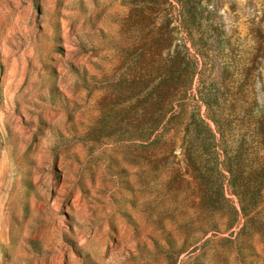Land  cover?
Listing matches in <instances>:
<instances>
[{
  "label": "rangeland",
  "instance_id": "rangeland-1",
  "mask_svg": "<svg viewBox=\"0 0 264 264\" xmlns=\"http://www.w3.org/2000/svg\"><path fill=\"white\" fill-rule=\"evenodd\" d=\"M151 1L0 0V264H264V183L249 213L228 194L220 211L190 202L180 150L149 160L132 98L117 99ZM150 8L144 22H173ZM203 8L264 115V0Z\"/></svg>",
  "mask_w": 264,
  "mask_h": 264
},
{
  "label": "trees",
  "instance_id": "trees-1",
  "mask_svg": "<svg viewBox=\"0 0 264 264\" xmlns=\"http://www.w3.org/2000/svg\"><path fill=\"white\" fill-rule=\"evenodd\" d=\"M151 2L139 12L141 47L120 75L117 99L132 98L149 160L165 161L180 150L191 175L185 185L190 202L199 198L202 208L220 211L224 203L234 204L228 194L249 213L264 183V115L249 96L248 60L203 8L207 0ZM150 7L157 13L176 10L173 22L166 28L164 17L144 22Z\"/></svg>",
  "mask_w": 264,
  "mask_h": 264
}]
</instances>
